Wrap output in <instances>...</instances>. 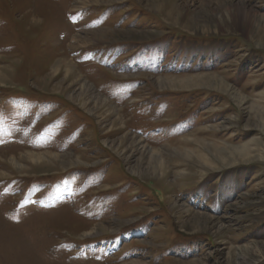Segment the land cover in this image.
I'll use <instances>...</instances> for the list:
<instances>
[{
	"label": "rangeland",
	"instance_id": "rangeland-1",
	"mask_svg": "<svg viewBox=\"0 0 264 264\" xmlns=\"http://www.w3.org/2000/svg\"><path fill=\"white\" fill-rule=\"evenodd\" d=\"M203 74L230 89L166 80ZM194 261L264 264V0H0V264Z\"/></svg>",
	"mask_w": 264,
	"mask_h": 264
},
{
	"label": "bare ground",
	"instance_id": "bare-ground-1",
	"mask_svg": "<svg viewBox=\"0 0 264 264\" xmlns=\"http://www.w3.org/2000/svg\"><path fill=\"white\" fill-rule=\"evenodd\" d=\"M170 7H171L170 10H172V11H173V9H176L171 4H170ZM157 9L161 10V6H157ZM174 19L177 20V18H174ZM214 74H216V73H214ZM166 80L172 86H174L171 88H176V89H181V88L190 89V88L201 87V86L202 87H211L212 86L213 88L214 87L220 88L224 91H227L230 89L229 86L224 82L223 79H219V78H217L216 75H213V74H203V75L192 76L189 78L166 79ZM87 94L88 93H86V92H80L76 95L77 100L81 103L82 106L89 108V110H91V111H93V110L97 111L100 107H102V105L99 106L98 101H102V100L98 96L94 95V96L89 97V95H87ZM89 98H92V99H89ZM91 101H94V102H93L92 107H89L91 104ZM103 101L105 102V100H103ZM113 110L115 112V109H113ZM115 113L118 115L121 114L119 111H117V109H116ZM189 137H182L181 140L178 138L174 142H177V141L183 142L184 141L185 143H192L196 146V149H190V148L189 149H182V148H178L179 146L177 147V146L171 144V145H173L172 148L174 149V151L181 152L180 154H184L185 158H188L191 155H193V153L195 151V154L197 155L196 156L197 162H199V164L201 165V166H199L200 168H213V167H215V164H217V163H219V165L220 164L225 165V164L233 163L234 161L239 160V159L241 160V159H246V158L250 157L249 149H248V147H245V146H242V147H234V146H230V145L229 146H223V145H220L218 143L207 142L204 139H200L198 137H195L194 131L191 132ZM118 143H119V145L116 146ZM118 143L114 144L112 142V144H114L113 146H115V148L117 150H121L122 152L123 151L125 152L124 146L127 144L128 147H131L134 149L136 148L135 150H141V158L143 157V155L146 154V157L144 158L145 163L147 164L146 172L151 173V174L160 173V180L165 182V180H166L164 178L166 175L165 169L167 167L166 163H165V157L166 156L164 153L162 154V152L160 154L159 151H161V149L155 148V147H148L147 145H145L142 142V140L140 138H138V137L135 138V136H132L129 142H127V139L123 138ZM197 148H198V150H197ZM124 159L127 161L128 157L124 156ZM194 162L195 161L193 160L192 163H194ZM192 163H190V164L187 163V166L191 165ZM136 164H137L136 168H132L130 166L131 171L136 172L139 175L140 174L142 175L143 171L140 170L141 164H139L138 161ZM146 172H144V174ZM188 214L191 216V218L193 220L195 219L194 221H196V222L197 221L199 222V220L205 218V216H203L202 214H196V212H194V213L189 212ZM201 221L207 222L208 220L205 219V221L204 220H201ZM191 264H197V263L194 261Z\"/></svg>",
	"mask_w": 264,
	"mask_h": 264
}]
</instances>
